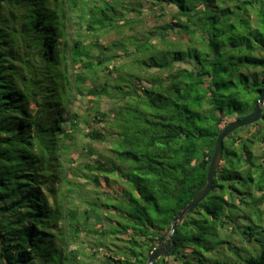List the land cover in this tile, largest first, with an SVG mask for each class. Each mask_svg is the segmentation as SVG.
Masks as SVG:
<instances>
[{
  "label": "trees",
  "instance_id": "16d2710c",
  "mask_svg": "<svg viewBox=\"0 0 264 264\" xmlns=\"http://www.w3.org/2000/svg\"><path fill=\"white\" fill-rule=\"evenodd\" d=\"M124 1L0 0V264H85V252L70 250L83 233L118 240L128 230L98 264H147L205 188L228 120L249 104L255 110L264 94V0H145L152 11H177L131 35L142 12L139 0L130 8ZM69 26L89 44L71 40ZM106 35L114 39L103 46ZM73 93L88 99L86 114L70 112ZM77 136L110 141L112 155L91 150L99 159L74 168ZM239 141L227 149L228 169L237 177L249 170L241 186L248 191L220 166L213 191L179 224L173 253L155 264H264V147L257 163L255 142ZM114 175L117 195L87 202L83 215L67 206L76 177L101 190V177ZM256 180L259 197L250 192ZM233 191L245 202L246 225L236 221ZM235 233L247 247L227 240Z\"/></svg>",
  "mask_w": 264,
  "mask_h": 264
},
{
  "label": "rangeland",
  "instance_id": "374dc122",
  "mask_svg": "<svg viewBox=\"0 0 264 264\" xmlns=\"http://www.w3.org/2000/svg\"><path fill=\"white\" fill-rule=\"evenodd\" d=\"M101 2V1H100ZM99 2V3H100ZM138 9H140V11L142 12V17H143V22L133 28H131V31L126 30V34L131 35L133 34L135 31H139L142 29H146L147 27H154L157 25H164L169 23L172 20V15L173 13H175L177 11L175 6H170L167 7V9H157L152 11V9H149L147 2L145 0H139L138 1ZM124 3L126 4V6L128 8L131 7V4L135 5L137 3V0H130V1H124ZM101 4V3H100ZM101 6H103L101 4ZM147 26V27H146ZM78 28V27H77ZM76 27L74 26H69V36L70 39L73 40L74 38L78 37L77 35H80V37L82 36L83 41H85L86 44H89L90 42V38H85L87 36V33L82 29L79 30L78 32H76L77 30ZM86 34V35H85ZM123 36H116L117 39L121 38ZM114 36H102L101 40H100V44L103 46H106L107 43L110 40H113ZM73 72V71H72ZM73 74H75V72H73ZM250 97H248L249 99ZM90 106V103L88 102V99H84V98H80L78 97L76 94L73 93V103L70 107V112L71 111H76L80 114H86L88 112V107ZM103 112H110L111 109V104L109 101H101L100 103H98V106ZM264 108V107H263ZM253 108L252 105H247L245 106V112L242 113H233V115L231 116V118L228 121H235L238 119H242L245 118L247 116H249L252 112H253ZM93 126H95L96 128H100V125H98L97 123H92ZM81 127L84 129L85 126L83 124H81ZM86 132V131H85ZM264 135V119L262 117V119L253 125L244 127V128H240L238 130H236L235 132H233L228 138L225 139L224 141V153H223V162L221 163V169L219 170V172L224 173V175H226L228 178H230L229 183L235 185V187L237 189H239L242 192H247L248 190L243 189L241 186L245 181H249L248 179V175L247 172L249 170H242L243 173H241V175H238V177L236 176L234 171H231L228 169V162L230 161V157L227 154V149L228 148H232L231 147V141L233 139H235V144H237L238 146L241 144L239 140H244L243 143H246L245 139L246 138H251V140L253 141L254 145L252 147V151L254 153V158L258 159L256 160L257 163L262 162L263 158H262V151H261V146L264 147V144L262 143V141H259L261 137H263ZM77 142L72 144L71 147V155L72 158L75 159V163H74V168H80V164L88 162L89 160L92 162H96V160H98V157H90L89 156V151L91 150H95L96 152H100V153H104L108 156H111L112 154L110 153V149H111V143L110 141L105 142V143H93L88 139H84L81 138V136H77ZM238 146H236L235 148H237ZM234 148V149H235ZM68 168V167H67ZM247 169V168H246ZM77 170V169H76ZM77 172V171H76ZM66 173H69L68 170H66ZM252 173H255V170H253ZM255 178H257V175H253ZM101 190L97 189L92 183H89L86 179L82 178V177H76L74 179V183L76 184V188L73 191L72 195H71V199H70V204H68V207H75L78 210V213L80 215H83V211L87 205V202H90L91 200H93L94 198L100 196V198L102 200H107L109 197V194L111 195H117V193L120 191V189H123V187L120 184V180L118 178V176H110L108 179L106 178H102L101 177ZM258 180L255 181L254 186H251L250 188V192L253 193L254 196H261V193L258 192L257 189V183ZM125 187V185H124ZM229 193V192H228ZM230 194H232L233 196H228L229 200L232 202V204L237 205V207H239L242 212L239 213L240 218H235L236 221H239V224L241 225H246L247 222L249 221L247 219V217L244 215L243 212L245 211V202L241 201V193H238L236 191L230 192ZM246 201H249L248 198H245ZM253 213L255 212V210H252ZM246 214V213H245ZM262 218L264 219V203L262 204ZM114 220L116 222L119 223V218L114 217ZM92 223V227L95 229V220L93 219L91 221ZM262 225L264 226V222L262 223ZM109 224H105V228L110 229L109 228ZM131 232V230H128V232L126 233L127 235H118V240L113 239L112 236H110L109 238L106 239H102L101 237H91V236H87L85 233H83L81 235V238H79L77 240L76 244H72L70 246V250L74 249V250H78V251H83V253L85 252L84 255L81 256L82 260L84 261L85 264H98L99 261L102 259V257L104 255H107L108 253H115L118 249L119 246H122L126 243V240L128 239L129 233ZM226 235V234H225ZM226 237H228V241L231 243H235V245H237L238 247L242 248V247H247L244 245V243L241 242V238L240 235H238L237 233H235L234 235H226ZM168 237H165V239H167ZM101 244H105V248L102 247H98L96 245H101ZM158 245L156 244V247ZM251 246L249 245L248 248H250ZM103 250L102 252L99 251ZM223 252H228L227 251V246L226 244H223L222 249ZM185 253H189L190 250L186 249L184 250ZM178 264V263H177Z\"/></svg>",
  "mask_w": 264,
  "mask_h": 264
},
{
  "label": "water",
  "instance_id": "95a60500",
  "mask_svg": "<svg viewBox=\"0 0 264 264\" xmlns=\"http://www.w3.org/2000/svg\"><path fill=\"white\" fill-rule=\"evenodd\" d=\"M263 107L264 94L259 97L255 104V110L249 116L230 122L218 135L215 143L214 153L208 169L207 184L205 188L201 192H199L192 199V201L183 210H181L179 214L173 219L172 228L169 232L168 238L161 239L158 243V246L151 249L148 255L147 264H155L156 261H158L160 258L170 256L173 253L176 247V243L174 241V234L177 231L179 224L183 221L184 217L187 214H190L194 210H196L198 206L210 195V193L214 189V179L223 161L225 139L240 128H244L258 123L263 117ZM163 243H165L166 246L163 247Z\"/></svg>",
  "mask_w": 264,
  "mask_h": 264
},
{
  "label": "flooded vegetation",
  "instance_id": "af4514ba",
  "mask_svg": "<svg viewBox=\"0 0 264 264\" xmlns=\"http://www.w3.org/2000/svg\"><path fill=\"white\" fill-rule=\"evenodd\" d=\"M164 246H166V244H165V243H163V247H164Z\"/></svg>",
  "mask_w": 264,
  "mask_h": 264
}]
</instances>
